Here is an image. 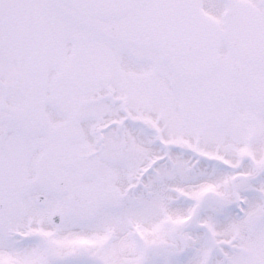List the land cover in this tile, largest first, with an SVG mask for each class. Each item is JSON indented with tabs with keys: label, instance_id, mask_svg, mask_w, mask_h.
<instances>
[{
	"label": "snow or ice",
	"instance_id": "6c2138e0",
	"mask_svg": "<svg viewBox=\"0 0 264 264\" xmlns=\"http://www.w3.org/2000/svg\"><path fill=\"white\" fill-rule=\"evenodd\" d=\"M0 264H264V0H0Z\"/></svg>",
	"mask_w": 264,
	"mask_h": 264
}]
</instances>
